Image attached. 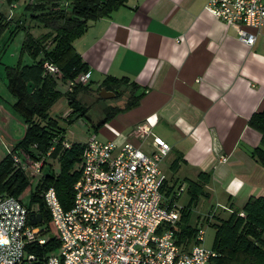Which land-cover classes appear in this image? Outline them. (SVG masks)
Masks as SVG:
<instances>
[{
    "label": "crops",
    "instance_id": "obj_1",
    "mask_svg": "<svg viewBox=\"0 0 264 264\" xmlns=\"http://www.w3.org/2000/svg\"><path fill=\"white\" fill-rule=\"evenodd\" d=\"M29 2L0 0V12L31 30L35 25L26 24V12L21 18L10 11ZM206 3L124 0L109 15L89 22L73 42L88 66L91 86L107 77L123 78L139 86L135 94L143 93L137 106L119 112L93 134L112 128L108 139L139 144L131 132L138 123H150L152 133L170 145L161 168L167 176L166 190L183 188L179 197L188 189V179L210 174L209 181L201 183L204 198H196L206 209L197 211L193 223L188 217V224L196 228L224 218L219 209L230 213L250 197H264V166L254 156L263 147L262 134L249 124L252 114L264 109V23L251 30L257 32L255 43L246 45L238 39L237 26L209 13ZM61 83L57 81V87ZM65 102L68 105L66 97ZM10 103L6 107L0 102V160L26 127ZM19 130L23 134L18 137ZM148 138L141 144L145 151L152 149ZM220 155L226 161H220ZM175 160L177 168L172 167ZM213 209L214 218L205 223L204 216Z\"/></svg>",
    "mask_w": 264,
    "mask_h": 264
},
{
    "label": "built area",
    "instance_id": "obj_2",
    "mask_svg": "<svg viewBox=\"0 0 264 264\" xmlns=\"http://www.w3.org/2000/svg\"><path fill=\"white\" fill-rule=\"evenodd\" d=\"M205 9L237 26L238 39L249 46L257 38V32L251 30L264 23V0H207ZM43 67L61 81L55 64L45 61ZM88 81L89 73L85 72L66 83L71 88ZM131 133L142 143L150 137L151 151L131 140L118 144L95 134L88 137L69 209L61 206L53 187L42 192L56 230V248L60 249L59 254L53 250L43 256V264H211L218 255L204 245L202 225L189 243L177 242L174 230L183 206L176 200L168 204L164 195L167 176L161 169L170 145L152 133L148 122L138 123ZM63 146L69 148L71 143L65 141ZM7 154L14 169L31 174L30 182L37 184L42 179L44 159H30L21 149L8 148ZM226 159L220 155V161ZM182 190L179 187L176 195ZM31 211L22 195L0 191V264H33L38 260L30 247L45 245L49 236L45 226L31 222V214L36 213ZM214 215L215 209L204 216V222L209 223ZM239 215L245 216L243 211Z\"/></svg>",
    "mask_w": 264,
    "mask_h": 264
},
{
    "label": "trees",
    "instance_id": "obj_3",
    "mask_svg": "<svg viewBox=\"0 0 264 264\" xmlns=\"http://www.w3.org/2000/svg\"><path fill=\"white\" fill-rule=\"evenodd\" d=\"M123 2L124 0H31L24 6V13L46 29L39 36H34L30 27L22 23H15V26L11 27V20H6L0 12V42L6 31L8 36L5 41L9 43L14 34L22 29L24 38L20 55L27 53L32 58L31 63L4 65V83L15 99L11 110L26 125L23 137L14 144L12 150L21 149L30 159H44L43 177L33 189L30 188L29 209L32 210L31 213L35 211L41 214V224L46 227L45 232L54 236L43 246L30 247L32 252L38 255V260L33 264H43V256L57 247L56 230L41 193L53 187L61 206L65 210L71 207L73 185L79 177V171L73 167L78 164L84 148L83 142H72L69 148L63 146L66 141L65 132L57 119L50 116L51 107L64 95L72 108L69 117L83 116L88 109L82 105L78 93L94 92L96 101H100L102 98L99 97L98 91L102 86L107 89L119 88L118 95L125 89L130 90L121 107L109 105L103 109L104 117L96 125L92 124L96 133L119 112L137 106L143 96V93H134L136 88H139L134 82L113 77L105 78L96 87L91 86L90 82L76 83L63 93L58 89L56 79L45 72L43 64L45 61L55 64L61 71L62 83L87 72L88 66L73 47L74 40L86 32L89 22L109 15ZM4 49L5 45L1 44L0 52ZM28 81L34 85L31 93L26 89ZM249 124L262 134L263 147L257 148L254 156L264 166V109L253 113ZM48 159L59 164L58 173L53 171L51 163L47 162ZM172 164L173 168H177L178 160ZM209 179L210 174L202 172L197 181L187 180L191 198L187 205L182 207L177 228L174 230L179 244L189 243L197 232L196 227L188 224V217L198 195H204L202 184ZM30 183L26 171L14 169L10 154L0 160V191L19 197ZM172 189L167 188L164 191L170 206L179 197L176 191H171ZM240 211L244 212V217L239 215ZM211 226L215 229L212 249L218 253L211 264H264V197H250L241 208H234L226 218L215 217Z\"/></svg>",
    "mask_w": 264,
    "mask_h": 264
},
{
    "label": "rangeland",
    "instance_id": "obj_4",
    "mask_svg": "<svg viewBox=\"0 0 264 264\" xmlns=\"http://www.w3.org/2000/svg\"><path fill=\"white\" fill-rule=\"evenodd\" d=\"M10 11L11 12L15 11L16 14L21 17L22 13H23L22 11H24V8L21 7L19 9H11ZM26 16L28 17V14H26ZM27 17L25 19L26 24L27 25H29V24L35 25V27L34 26L31 27V30H30V32L34 36H39L40 34H42L46 31L40 24H38L34 21H31ZM14 26H15V22L11 21V27H14ZM7 36H8V32L6 31L4 33L2 39H1V42H0V45L1 44L5 45V49L3 50V52H0V102H2L6 107H8L7 103H10L12 101V100H10L12 98L11 97L12 95L9 93V91H8V89L4 83V65H16L18 62H20L22 64L32 62V58L27 53H23L22 55H20L21 43H22V40L24 38V30H22V29L18 30L14 34V36L12 37V39L9 43H6V41H5L7 39ZM39 57H41V55H39ZM58 82H60V81H58ZM74 86H72V87H74ZM58 89L61 92L65 93L68 89H70V86H68V83H66V85H65V83H61V84H59ZM77 96L80 97V101H81L82 105L87 107V109H88L86 114L83 116L77 117V115H73V117H69V115L72 112V108H71V106L66 104L64 95L61 96L60 98H58L57 101L53 104V106L50 109V116L57 119L60 127H62L64 129L65 140L69 141L70 143H72V142L78 143V142L86 141L88 139V137L94 133V131L91 127L92 123L96 124L104 117L103 108L106 107L108 104H111L113 106H122L126 97L129 96V93L126 91H123L120 95H118V97H114L111 99H101L100 101H96V99H95L96 95L94 92H89V91L80 92L77 94ZM12 103H10V105ZM18 118H19V120H21L20 117H18ZM21 123H23V121H21ZM17 129H18V127H17ZM113 130L114 129H112V128H108V130H106V132L102 131L101 133H98L97 136L100 139L109 140L108 139L109 136L107 133H111ZM22 131L23 130H19L17 132V134H19V135H17L18 137L23 134ZM5 141H7V140L5 139ZM14 144L15 143H12V144L10 143L9 148L11 149L14 146ZM48 161L51 163V165L53 167V171L55 173H58L60 170L59 164L55 160H51V159L49 160L48 159L47 162ZM73 169H78V164H76L73 167ZM164 170L166 173H168V171H169L167 166H164ZM27 175L29 176L30 181H32L31 174L27 173ZM169 175H170V171H169ZM182 184H183V180H182ZM34 185H35L34 182L30 183V186L32 189H33ZM177 187H178V185L175 187L176 192L178 191ZM21 195H22L23 203L26 206H29L30 205V189H29V186L24 190V192ZM190 197H191V192L189 191V189H186L182 193V195L178 198L177 204L179 206H183V205L187 204ZM202 198H204V197L202 195H200L199 199L201 200ZM199 199H197L196 202ZM196 206H197L196 209L194 206L191 209L190 223H193V220L197 214V211L203 212L206 209V206H204L199 201L197 202ZM218 212H220L221 216L224 218H226L229 215V213L224 212L221 209H219ZM202 228L205 230L204 245L208 248H212V244H213V240H214V236H215V229L209 224H204L202 226ZM53 253L59 254L60 249L56 248L53 251Z\"/></svg>",
    "mask_w": 264,
    "mask_h": 264
},
{
    "label": "water",
    "instance_id": "obj_5",
    "mask_svg": "<svg viewBox=\"0 0 264 264\" xmlns=\"http://www.w3.org/2000/svg\"><path fill=\"white\" fill-rule=\"evenodd\" d=\"M34 88V85L31 81H28L26 84V89L28 93H31L32 90ZM120 93V89L119 88H114L112 90H107L104 86H102L100 88V90L98 91V95L100 98L102 99H111L116 97L118 94ZM30 220L33 224H37V223H41L42 221V217L41 214L39 213H35V214H31L30 216ZM49 238H52L54 236V234H48Z\"/></svg>",
    "mask_w": 264,
    "mask_h": 264
}]
</instances>
